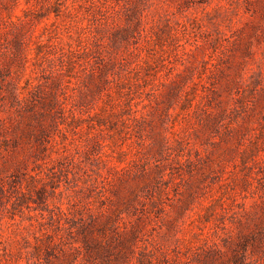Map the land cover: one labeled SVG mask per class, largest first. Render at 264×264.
<instances>
[{"label":"clouds","instance_id":"9594fccd","mask_svg":"<svg viewBox=\"0 0 264 264\" xmlns=\"http://www.w3.org/2000/svg\"><path fill=\"white\" fill-rule=\"evenodd\" d=\"M25 11L39 18L25 20L18 13L0 31V73L7 70L0 81V133H11L37 89L54 97L55 108L39 153L25 149L0 158L6 194L0 201V264H45L49 237L60 257L52 264H65V257L70 264H86L72 222L78 227L108 218L117 235L138 232L129 264H137L145 250L153 254L152 264H194L197 254L210 249L230 264L232 250L224 241L236 243L250 234L254 240L241 251L240 264H264V0H30ZM21 24L17 51L11 25ZM117 29L125 33L119 45L102 47ZM89 33L95 43L86 46ZM105 57L112 67L105 77L112 81L108 90L120 83L118 77L136 75L137 86L124 89L121 99L147 96V134L136 130L134 114L112 107L105 90L93 94L86 110L76 105L89 91L82 83L85 67L98 66L87 62ZM208 57L219 61L217 70L223 66L221 84L232 108L215 132L197 133L204 136L206 159L198 158L184 174L175 168L184 153L168 136L191 139L186 124L192 116L180 107L190 104V85L203 75ZM170 87L175 94L167 99ZM128 140L141 150L139 162L154 159L173 167L170 199L118 205L113 193L117 183L127 187L129 174L114 161L124 160ZM18 167L24 179L10 193L9 177ZM157 171L162 178L164 168ZM41 188L49 193L44 207L33 203Z\"/></svg>","mask_w":264,"mask_h":264},{"label":"rangeland","instance_id":"374dc122","mask_svg":"<svg viewBox=\"0 0 264 264\" xmlns=\"http://www.w3.org/2000/svg\"><path fill=\"white\" fill-rule=\"evenodd\" d=\"M30 0H0V31L9 27V22L17 20L18 13L23 16L25 20L32 17L38 19V16H33L29 11H25V8ZM107 3L108 0H105ZM113 2L119 4L120 0H113ZM133 0H128V3H132ZM191 2V0H190ZM205 0H200V3H204ZM130 14L128 19L131 20L135 16V5L133 8L128 9ZM127 15V14H126ZM15 29L13 44L17 51L20 49V41L22 39L25 25L21 24L19 28L15 25H11ZM12 34V33H10ZM125 33L120 32L119 29L112 31L108 36V39L102 45L107 47L108 45L118 46L121 40L124 38ZM91 41L95 43V38L89 33L83 39V43L88 45ZM91 50V48H90ZM191 51V48L188 49ZM87 63L96 65L93 71L90 67H85L84 71L88 73L83 78L82 83L86 89L85 93L79 95L76 99V105L79 110H86L91 103L94 93H101L104 91V96L111 97L112 107L117 112L123 111L129 114H134L136 120V130L147 134L146 122H143L145 110L148 108L147 96L140 100L136 97L135 100L129 101L127 99H121L123 90L129 88H135L137 86V77L132 73H127L118 77L120 83L114 86L111 90H108L107 86L111 83V79H106V74L112 72L110 63L106 62V57L99 61L90 60ZM219 61L213 57H208L204 60V67L202 68L203 75H198L194 84L190 85L191 102L188 104L187 109L182 104L180 111H188L192 116V119L186 124L188 131L191 135V139L187 141L177 142L174 134H169L168 140L170 144H174L175 147L182 153H184L178 161L175 162V168L184 169V174L192 168V164L196 163L198 158L206 159L203 149L204 136H198L202 128L206 134H212L217 130V126H223L226 114L230 113L232 105L227 95L224 94L221 84V73L223 66L217 70V64ZM135 70L133 69V72ZM7 75V70L0 73V81ZM36 88L40 85L35 84ZM67 85L69 88L75 89L74 81L68 80ZM175 94V88L170 87L165 93V98L170 99ZM134 95V93H133ZM14 99V98H13ZM187 99V97H186ZM106 100L101 99L99 107L103 108ZM203 104V108L197 113L196 109L200 108ZM55 108L54 97L50 93H45L43 89H37L32 95L31 101L26 105L21 114L19 123L12 129L11 133H0V158L2 153L9 152L15 153L18 150L23 151L25 149H34L36 153L40 152L44 142L47 140L48 134V121L51 118L53 109ZM195 129V131H193ZM180 126L177 125L174 132H179ZM11 135V139H7V136ZM135 140H128L124 145V152L121 154L124 157L122 161L120 156L116 157L114 163L121 171L127 169L129 174L127 187L117 183L116 191L113 195L117 197L118 205L125 207H131L132 201L135 199L137 203H159L162 200L170 199L174 186L168 184L169 177L174 175L173 167L169 165L161 164L159 161L150 159L147 162H139L137 157L140 156V149L134 147ZM95 146H93L94 148ZM163 150L157 149V153ZM126 161V163L124 162ZM164 168V175L161 178L157 169ZM7 171V169H5ZM24 179L21 169L18 167L15 173L9 177L10 183L8 184L9 192L12 193L17 185ZM5 181L0 179V185H3ZM174 183H179V175H176ZM54 186V185H53ZM111 195V193H110ZM6 194L2 188H0V201L5 198ZM36 199L33 203L38 207H44L49 197V193L46 188H41L35 192ZM146 197H150V200H146ZM31 199V197H29ZM26 201L20 200L19 204H24ZM2 206V204H0ZM156 208V205H153ZM44 210H47L44 208ZM162 210V208L160 209ZM113 221L112 218H108L103 221H91L85 223L81 221L77 227L75 221L72 222V227L77 228L76 239L83 246L84 256L86 264H129V257L133 255V247L138 239L137 230L132 232L117 235L115 229L111 227ZM52 238L49 237L45 242L44 249V261L45 264H52L53 260L59 261L60 257L56 255L57 248L51 246ZM254 240V237L250 234L248 236H241L236 243L228 240L224 241L225 247L232 250V261L230 264H240L239 256L243 248ZM39 252V249H37ZM152 255L146 250L140 252L137 264H152ZM65 264H70V258L65 257ZM194 264H225L223 257L214 250L201 251L194 257Z\"/></svg>","mask_w":264,"mask_h":264}]
</instances>
